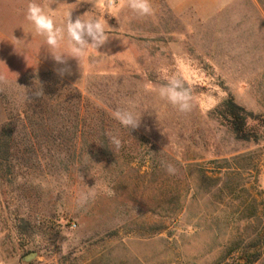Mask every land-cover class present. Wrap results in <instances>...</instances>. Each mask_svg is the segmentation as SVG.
<instances>
[{"label": "rangeland", "instance_id": "obj_1", "mask_svg": "<svg viewBox=\"0 0 264 264\" xmlns=\"http://www.w3.org/2000/svg\"><path fill=\"white\" fill-rule=\"evenodd\" d=\"M128 2L40 0L73 20L106 12L111 28L104 54L59 64L25 19L28 0H0V133L13 135L0 264H246L255 253L247 264H264V125L240 140L218 112L232 96L264 116V0H218L200 16L162 3L140 16ZM161 68L189 89L191 111L158 95ZM129 102L144 113L131 133L114 116ZM95 179L113 195L78 206Z\"/></svg>", "mask_w": 264, "mask_h": 264}, {"label": "clouds", "instance_id": "obj_2", "mask_svg": "<svg viewBox=\"0 0 264 264\" xmlns=\"http://www.w3.org/2000/svg\"><path fill=\"white\" fill-rule=\"evenodd\" d=\"M127 7L140 16H152L154 11L150 0H129ZM105 13L102 16H87L85 12L73 20L72 11L70 10L61 11L58 7L53 10L51 4H42L40 0H28L24 15L35 33L44 37L49 48V54L57 63L65 64L68 59L72 58L78 61L79 64L83 57L93 51L104 54L99 49L112 37L109 31L111 28L105 19ZM107 13L110 15L109 12ZM16 40L19 42L23 39ZM62 43L65 44L63 49L61 48ZM181 70L182 65H178V71ZM67 71L66 68L58 69L61 76ZM160 71L166 82L157 89L158 95L168 104L175 106L180 112L191 111L194 98L189 89L183 86L181 78L176 74L168 75L167 69L161 68ZM29 93L36 98L44 96L41 85L38 89L34 87L27 89L26 96L28 100H30ZM143 114L138 112L130 102L118 107L114 112L115 119L130 133L140 126ZM111 143L119 147L120 140L117 137H112ZM167 172L174 175L176 168L168 164ZM99 191H105L107 195H113L111 190L97 185L95 179L93 187L86 185V189L79 193L76 201L77 205L80 207L87 205L97 197Z\"/></svg>", "mask_w": 264, "mask_h": 264}, {"label": "trees", "instance_id": "obj_3", "mask_svg": "<svg viewBox=\"0 0 264 264\" xmlns=\"http://www.w3.org/2000/svg\"><path fill=\"white\" fill-rule=\"evenodd\" d=\"M219 114L230 125L236 137L240 140H258L256 126L251 125L254 121L256 125H264V116L255 115L249 112L244 106L239 105L235 99L230 96L224 105L219 109ZM13 135L10 132L0 133V159H8L12 155L11 141ZM246 257L247 263L256 262L260 253L248 254ZM246 263V264H247Z\"/></svg>", "mask_w": 264, "mask_h": 264}, {"label": "crops", "instance_id": "obj_4", "mask_svg": "<svg viewBox=\"0 0 264 264\" xmlns=\"http://www.w3.org/2000/svg\"><path fill=\"white\" fill-rule=\"evenodd\" d=\"M150 2L154 12V7H156L158 3H162L173 15H182L192 11L199 16L201 14L213 12L210 8L219 4L218 0H150Z\"/></svg>", "mask_w": 264, "mask_h": 264}, {"label": "built area", "instance_id": "obj_5", "mask_svg": "<svg viewBox=\"0 0 264 264\" xmlns=\"http://www.w3.org/2000/svg\"><path fill=\"white\" fill-rule=\"evenodd\" d=\"M118 1H119V0H108V4H109L110 6H114V5H116V4L118 3Z\"/></svg>", "mask_w": 264, "mask_h": 264}, {"label": "water", "instance_id": "obj_6", "mask_svg": "<svg viewBox=\"0 0 264 264\" xmlns=\"http://www.w3.org/2000/svg\"><path fill=\"white\" fill-rule=\"evenodd\" d=\"M36 253H31L30 255L26 256L25 259L26 260H31L35 257Z\"/></svg>", "mask_w": 264, "mask_h": 264}]
</instances>
